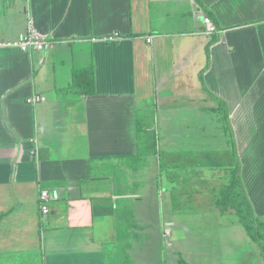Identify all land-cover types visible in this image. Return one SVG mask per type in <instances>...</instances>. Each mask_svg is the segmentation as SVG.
Segmentation results:
<instances>
[{"label": "crops", "instance_id": "0c3cea01", "mask_svg": "<svg viewBox=\"0 0 264 264\" xmlns=\"http://www.w3.org/2000/svg\"><path fill=\"white\" fill-rule=\"evenodd\" d=\"M200 1L0 0V264H132L122 252L131 243L108 238L117 218L120 233L133 224L132 181L142 185L151 165L199 161L174 142L157 155V112L163 133L169 121L189 126L214 112L226 149L203 161L210 174L186 180L197 192L208 183L221 213L215 185L227 182L236 153L264 223V0ZM30 23L48 41L43 49L15 45ZM91 75L95 92L83 94L80 80ZM36 94L44 100L28 103ZM42 188L52 197L45 222Z\"/></svg>", "mask_w": 264, "mask_h": 264}, {"label": "rangeland", "instance_id": "374dc122", "mask_svg": "<svg viewBox=\"0 0 264 264\" xmlns=\"http://www.w3.org/2000/svg\"><path fill=\"white\" fill-rule=\"evenodd\" d=\"M196 119L189 126H185L182 121H169L168 129L163 133L162 114L157 112L152 117L151 124L155 130L153 143L157 155L164 146L167 150L170 148L167 145L174 142L181 147L182 155L187 154L189 160L199 159L198 164L180 165L178 169L168 165H151L141 180L142 185L133 180V184L129 186L132 192L140 194V197L128 202L133 224L127 226L129 230H120L127 233L122 237L117 223L120 218H117L118 228L113 224V234L108 235V238L111 240L118 236L117 239L121 242L131 241L130 247L122 252L127 253L126 259L129 257L132 264H180L181 258L188 264H264L259 243L248 235L237 215L234 212L219 213L214 208L215 201L206 197L209 192L208 183H200L199 189L204 191L197 192V184L193 186L186 180V176L190 174H195L191 182L200 181L202 174H210L212 168L203 164V161L215 155L216 152L212 150L220 152L219 149H226L221 145L225 138L221 136L222 127L220 128L221 124L216 120L214 112H202ZM174 123L177 125L175 130ZM180 124H183L181 128ZM214 135L218 136L217 139ZM208 143L212 145L209 147ZM195 149L202 152L195 154ZM229 164L221 165L220 168L225 171V166ZM198 174L201 175L196 179ZM205 177L203 179H208ZM215 186L220 195L222 186ZM200 196L205 198L200 199ZM172 219L176 222L171 226L173 234L167 236L164 233L167 227L164 222ZM113 221L111 219V224ZM171 229L169 234L172 233ZM260 232L264 237L263 225L260 226Z\"/></svg>", "mask_w": 264, "mask_h": 264}, {"label": "trees", "instance_id": "16d2710c", "mask_svg": "<svg viewBox=\"0 0 264 264\" xmlns=\"http://www.w3.org/2000/svg\"><path fill=\"white\" fill-rule=\"evenodd\" d=\"M198 2H201L200 0H197ZM207 16L211 19L213 24L215 25V19L214 17L207 12ZM216 30L217 27L216 26ZM217 32V31H216ZM215 32V33H216ZM218 39L217 35H214L212 40L208 43L207 51H208V63L205 69L209 66V48L210 45L216 42ZM203 70L201 76H203V73L205 71ZM80 85L83 88V94H93L95 92V80L94 75H91L90 78H84L80 80ZM205 87V84H204ZM220 100V99H219ZM221 102V108H222V117L227 122L229 120L228 115V109L227 104L224 103V101L220 100ZM224 114V115H223ZM228 127L226 129H229V142L232 146V150L235 152V146H234V136L232 134V128L230 121H228ZM234 165H232L229 169V178L226 183L222 186L221 194L216 200L217 208L221 213H227V212H234L237 215L238 221L245 227L246 231L248 232V235L255 241H257L261 247V254L264 258V237L262 233L260 232V226H264L263 221L256 215L254 208L252 206V203L250 199L248 198V195L246 193L244 182L241 177V164L240 160L238 158V155L234 153ZM3 217V215H0V220ZM130 229V228H128ZM127 233H121V236L124 237ZM130 238V235H128L127 239ZM129 244L131 243L128 242ZM180 264H188L185 260L182 258L179 260Z\"/></svg>", "mask_w": 264, "mask_h": 264}, {"label": "built area", "instance_id": "2783aa9c", "mask_svg": "<svg viewBox=\"0 0 264 264\" xmlns=\"http://www.w3.org/2000/svg\"><path fill=\"white\" fill-rule=\"evenodd\" d=\"M198 10L202 12V16L204 19L205 24L208 26V29L210 32H215L216 27L211 21V19L203 13L202 8L198 7ZM153 36L148 37V41H151ZM48 41L42 37L36 32L32 24L30 23L29 31L27 35L19 42L15 43V45L19 46L23 51H30L32 48H37V49H43ZM44 100V97L41 95H32L28 98V103L30 104H35L38 102H41ZM37 149L34 150L36 152ZM52 199L50 191L47 188H42L39 193V207H40V216L42 221H46L47 217L49 216L50 213V206H49V201ZM170 229L169 227H165L164 233L167 236H170L169 234Z\"/></svg>", "mask_w": 264, "mask_h": 264}]
</instances>
